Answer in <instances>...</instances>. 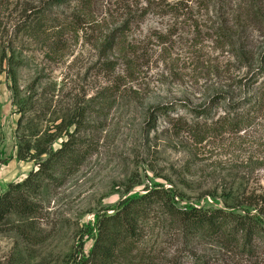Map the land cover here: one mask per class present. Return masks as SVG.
Masks as SVG:
<instances>
[{
	"label": "rangeland",
	"instance_id": "rangeland-1",
	"mask_svg": "<svg viewBox=\"0 0 264 264\" xmlns=\"http://www.w3.org/2000/svg\"><path fill=\"white\" fill-rule=\"evenodd\" d=\"M68 131L91 153L0 226V264H77L100 220L152 188L264 225L245 204L264 193V0H0V195L38 168L23 133L56 149ZM142 227L115 264H264L262 242L244 254L155 210Z\"/></svg>",
	"mask_w": 264,
	"mask_h": 264
},
{
	"label": "trees",
	"instance_id": "trees-1",
	"mask_svg": "<svg viewBox=\"0 0 264 264\" xmlns=\"http://www.w3.org/2000/svg\"><path fill=\"white\" fill-rule=\"evenodd\" d=\"M40 22L38 32L45 27V23ZM162 108L158 107L157 110ZM22 123L21 115L18 131ZM66 134L67 139L56 149L53 148V143L57 136L51 137L52 134L44 140L35 142L28 139L24 133L19 138L18 158L35 159L38 168L32 170L23 181L10 183L9 189L0 195V226L13 212L22 216L37 212L39 203L32 199L30 194L40 191L44 182L62 185L69 176L80 169L91 153V148L77 138L74 132L68 131ZM45 154L47 157L42 158ZM246 199L245 204L255 207L259 213L264 214V193ZM154 210L180 218L184 227L195 233L223 237L228 245L238 248L244 254H257L259 243H264V225L257 215L249 211L242 213L222 207L213 209L195 207L181 211L171 203L166 190L152 188L136 198L123 202L114 214L100 220L98 235L89 255L77 264H115L137 251L143 238L142 223ZM195 258L199 264H207L209 261L206 262L201 256ZM142 264H151L150 257Z\"/></svg>",
	"mask_w": 264,
	"mask_h": 264
}]
</instances>
